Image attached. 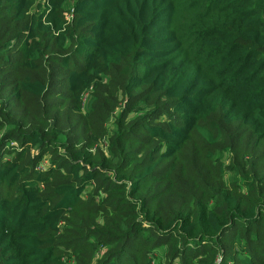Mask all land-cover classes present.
<instances>
[{"label":"trees","instance_id":"trees-1","mask_svg":"<svg viewBox=\"0 0 264 264\" xmlns=\"http://www.w3.org/2000/svg\"><path fill=\"white\" fill-rule=\"evenodd\" d=\"M188 1L0 0V264H264V0Z\"/></svg>","mask_w":264,"mask_h":264},{"label":"rangeland","instance_id":"rangeland-1","mask_svg":"<svg viewBox=\"0 0 264 264\" xmlns=\"http://www.w3.org/2000/svg\"><path fill=\"white\" fill-rule=\"evenodd\" d=\"M179 1V0H178ZM187 3H189L188 0H186ZM200 1V0H197ZM186 9V8H185ZM176 24L178 27H181L180 18L176 21ZM184 32V31H183ZM182 33L184 40L186 41L185 47H184V55H186V60L192 67H196L197 60H200V58H197L196 52L194 50V46L192 45V42H188L190 39V36L186 33Z\"/></svg>","mask_w":264,"mask_h":264},{"label":"built area","instance_id":"built-area-1","mask_svg":"<svg viewBox=\"0 0 264 264\" xmlns=\"http://www.w3.org/2000/svg\"><path fill=\"white\" fill-rule=\"evenodd\" d=\"M67 16H68V17L70 16L69 13H67Z\"/></svg>","mask_w":264,"mask_h":264}]
</instances>
